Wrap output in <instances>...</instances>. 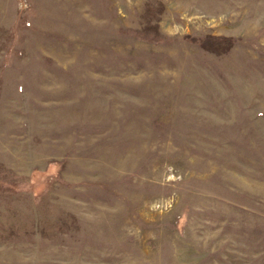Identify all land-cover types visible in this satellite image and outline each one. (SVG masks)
Wrapping results in <instances>:
<instances>
[{"label": "rangeland", "instance_id": "1", "mask_svg": "<svg viewBox=\"0 0 264 264\" xmlns=\"http://www.w3.org/2000/svg\"><path fill=\"white\" fill-rule=\"evenodd\" d=\"M0 264H264V0H0Z\"/></svg>", "mask_w": 264, "mask_h": 264}]
</instances>
